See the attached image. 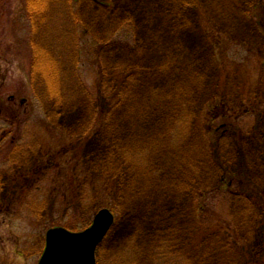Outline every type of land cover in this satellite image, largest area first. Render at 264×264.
Returning <instances> with one entry per match:
<instances>
[{
  "label": "rangeland",
  "instance_id": "374dc122",
  "mask_svg": "<svg viewBox=\"0 0 264 264\" xmlns=\"http://www.w3.org/2000/svg\"><path fill=\"white\" fill-rule=\"evenodd\" d=\"M100 1L111 2L114 9L99 12L84 5L80 15L88 31L101 36L124 22L131 24L137 46L132 50L113 46L110 60L128 64L126 70L135 65L142 72L108 131L98 129L92 135L84 132L94 112L82 98H74L71 90L73 86L88 88L98 97V45L82 35L81 59L80 55L71 59L62 47L68 41L58 38L65 23L56 21L63 28L54 31V37L55 21H48L38 28L36 41L49 43L57 52L58 61L53 63L42 48L32 50L33 29L22 1L5 0L1 8L0 264H38L50 228L70 225L76 229H68L79 231L88 218L91 223L97 212L91 217L85 202L72 210L61 205L62 190L70 179L69 162L77 157L74 151H82L84 165L95 168L104 154L109 158L119 148L145 151L147 167L153 165L162 174L139 181L138 187L128 185L130 200L136 201L122 204L98 250L97 264H184L181 203L189 202L192 194H181V184L190 181L182 173L187 164L185 141L176 142V147L169 133L174 122L170 116H180L172 114L174 101L167 96L176 81L181 118L185 106L213 118V96L225 98L235 116L236 112L243 115L231 131L233 137L238 136L239 127L246 138L245 143L229 147L235 166L244 163L243 170L229 169L236 176L233 184L237 191L252 195L259 184L264 187V0ZM170 9L179 16L176 20L169 17ZM167 65L170 72L160 73L159 67ZM124 85L117 91L131 89ZM62 92L67 96L64 100ZM11 127L14 132L2 139ZM63 135L68 139L60 148L57 139ZM75 136L80 139L72 140ZM262 195L264 207L263 191ZM212 196H206V202L214 201ZM216 204L217 215H226L222 200ZM253 224L249 223L247 235L254 259L246 264H264V225L255 228ZM233 262L234 258L228 261Z\"/></svg>",
  "mask_w": 264,
  "mask_h": 264
},
{
  "label": "trees",
  "instance_id": "16d2710c",
  "mask_svg": "<svg viewBox=\"0 0 264 264\" xmlns=\"http://www.w3.org/2000/svg\"><path fill=\"white\" fill-rule=\"evenodd\" d=\"M4 1L0 0V11L6 5ZM21 1L26 17L33 29L32 50H35L36 47L42 48L49 54L53 63L58 61L57 52L54 53L49 43L36 41L37 33L39 34L38 28L48 21H55L51 27L53 31L51 35L54 37L56 35L54 31L63 28L56 21L65 23H62L65 27L60 32L62 37L58 38L68 41V44L62 47L68 49L71 59L76 55H80L81 59L80 41L82 35L90 37L98 45V97L94 96L88 88L78 87L77 89L74 86L71 95L77 99L82 98L94 112L92 113L91 124L84 134L92 135L98 129L99 131H108L113 117L130 100L126 97L132 95V87L138 80V73L142 72V69L134 65V72L131 73L133 68L126 70L128 64L112 63L110 60V52L114 50L112 49L113 46H118L117 48H125L126 46L131 50L137 46L138 41L131 24L124 22L116 31L115 29L106 30L101 36H93L80 15L81 8L86 5L93 9L96 8L99 12H110L114 9L111 2H101L100 0ZM168 12L172 20L179 17L172 9ZM176 22L179 23V21ZM48 37L45 36L43 39ZM169 68L168 65L159 67L160 73H169ZM71 71V75H73V69ZM77 73L79 74V71ZM31 76H33V70ZM121 83L126 84L124 85L126 87L123 86V88L131 87V89L118 92L117 89ZM172 87L175 88L170 90L167 96L174 101L172 114L178 113L180 116L177 118L174 115L170 116V121L174 120V122L169 133L174 145L176 142L185 141L183 150L187 156V164L182 173L190 181L181 184V194H192L189 202L181 203V262L184 264H229L228 261L234 258L233 264H246L252 258L254 259L250 249L249 235H247L249 223H254L253 227L255 228L264 225V207L261 202L264 187H260L259 184L256 189L254 188L255 192L252 195L251 192L237 191L233 184L236 176L230 170L236 172L239 169L243 170L244 163L239 162V165L235 166V158L231 156L229 147L238 143H245L246 138L241 134L242 129L239 127V137H233L231 131L243 115L236 112L237 115L235 116L231 113L233 108L230 107L225 98L213 96L211 100L213 102L211 112L215 115L213 118L208 115V112L203 115L195 114L186 106L185 113L181 118V111H179L181 93L178 92L180 86L176 81V85ZM66 97L62 92L61 99L64 100ZM171 104L169 103L168 106ZM10 119L12 124L16 123L15 118ZM195 129L197 130L194 134L197 135L193 136L192 133ZM13 132L12 127L5 130L2 139H6ZM80 136H75L72 140H78ZM193 137H196L198 142H194ZM67 139V136L64 135L62 139H57L60 148L66 146ZM78 144L79 146L83 145L82 142ZM187 144L188 146H186ZM176 147L173 146L174 149ZM117 151L118 154L112 152L109 158H107V154H104L102 161L95 168L84 165L82 151H74L77 153V157H73L69 162L67 173L70 179L68 185L62 190L63 202L61 205L72 210L85 202L88 205V210L91 211V217L100 208H111L116 215L122 204L126 206V204L136 201L130 200L127 191L128 185L138 187L141 186L139 181H149L152 178L160 177L162 174L159 171L161 169L153 165L152 168L154 169L149 164L147 167L145 151L136 152L135 149L130 151L124 148H119ZM192 180L195 184L189 186ZM163 185L167 186L166 184ZM212 194L214 201L206 202V196ZM217 199L222 200V206L227 212L226 215L224 213L217 215L219 212L216 211ZM56 202L54 201V206H56ZM77 212L79 213V210ZM86 217L88 218L87 215ZM90 224L88 218V221L80 229L84 230ZM67 228L76 229L70 225ZM182 234H186L185 238Z\"/></svg>",
  "mask_w": 264,
  "mask_h": 264
},
{
  "label": "water",
  "instance_id": "95a60500",
  "mask_svg": "<svg viewBox=\"0 0 264 264\" xmlns=\"http://www.w3.org/2000/svg\"><path fill=\"white\" fill-rule=\"evenodd\" d=\"M114 222L113 212L102 209L92 225L82 232H71L63 227L50 229L39 264H96V251Z\"/></svg>",
  "mask_w": 264,
  "mask_h": 264
}]
</instances>
